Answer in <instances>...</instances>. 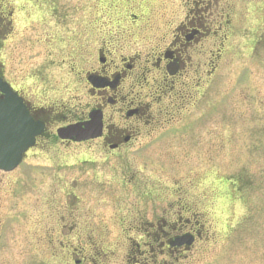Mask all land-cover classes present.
I'll return each instance as SVG.
<instances>
[{"label": "flooded vegetation", "instance_id": "obj_1", "mask_svg": "<svg viewBox=\"0 0 264 264\" xmlns=\"http://www.w3.org/2000/svg\"><path fill=\"white\" fill-rule=\"evenodd\" d=\"M168 2L171 5L163 7V14L128 16V31L132 30L136 38L129 46L99 41L92 47L85 24L73 41L72 51L45 49V31H39L41 26L38 22L40 34L35 39L38 48L27 51H52L49 57L57 62L58 75L68 80L63 86L54 75L45 80L41 71L17 77L11 70L6 72V67L0 62V104L4 103L12 115L15 109L13 102L17 101L35 130L39 126L42 128L21 165L26 164L28 155L32 154L40 159L52 160L53 165L59 166L66 158L75 159L76 148L81 146V149L99 155L103 159L100 162L102 165L105 163L104 169L110 175L103 182L107 188L104 189L106 206L117 202V205L113 204L114 213H119L120 202L125 197L143 203L141 209L132 205L126 210L128 220H120L122 226L130 219L132 221L131 230L136 231V237L127 239L124 244L136 253L120 258L119 264H182L194 250H199L209 241L210 223L206 213L212 211L205 209V195L200 201L196 198L200 174L172 179L174 186L158 185L160 193H157L158 178L154 172L142 174L132 169L136 164L146 162L149 155L157 151L168 153L180 149L187 153L190 147L176 145L179 138H187L186 131H189L188 137L190 132H195L193 138L196 136V139L191 141L199 145L203 111L212 110L211 114H214L215 108L222 119L220 111H217L222 104L219 107L220 104L216 103L222 87L224 95L230 94L229 100L234 102L227 107L230 114L223 121H235L232 119L235 118V111L240 112V118L246 117L245 112L249 110L247 102L238 101L237 104L235 100V85L239 86V82H228L227 86L221 80L227 70L230 71L240 51L250 54L243 56L245 58H257L258 55H252L251 51H255L264 40V14L258 15L262 6L258 5L257 11L253 12L254 0ZM12 17L13 7L0 0V40L9 37L14 23ZM53 18L56 19L55 16ZM245 70V63L238 72L234 68L233 79L237 80L236 73ZM210 87L214 91V108L212 100L201 107V102L205 101V90ZM8 102L11 104H6ZM224 103L228 105V102ZM91 115L101 126L97 138L84 143L59 139L60 128L88 122ZM16 126H22L20 121ZM214 137L217 143L210 148L215 150L221 147L216 145L222 143L223 136ZM235 142L236 132H233L228 135L226 143L232 145ZM245 185L247 196L250 189L247 182ZM11 193L12 183L0 178V213H15L13 208L16 205L11 200L4 205ZM47 204L51 205L50 209L42 213H50L52 233L58 232L46 242L51 245L54 264L61 262L62 248L69 250L67 261L72 264H107L104 262L108 259H101L98 251L88 257L96 244V236L89 235L84 226L95 224V220L88 216L87 221L83 220L84 226L80 224L81 234L64 243L58 239L60 216L55 214L64 211L49 201ZM142 213H152V216L145 221ZM46 218L49 219L48 216ZM78 221L80 223L74 218L72 227L76 228ZM116 225L120 226L119 220ZM41 226L45 228L44 220ZM181 235L192 236L194 243L190 248L171 246L174 238Z\"/></svg>", "mask_w": 264, "mask_h": 264}, {"label": "rangeland", "instance_id": "obj_2", "mask_svg": "<svg viewBox=\"0 0 264 264\" xmlns=\"http://www.w3.org/2000/svg\"><path fill=\"white\" fill-rule=\"evenodd\" d=\"M8 1L13 7L12 22L14 23H12L9 37L0 42L2 46L0 51L6 60V72L11 70L17 77L31 76L33 70H37L41 66L38 70L42 71L43 76L48 78L54 75L55 80L61 82L63 86L68 83V80H63V76L58 75L57 62L54 58L49 57V53L52 51H27L38 48L35 39L39 32L38 26L34 25V22H39L40 32L45 31L43 38L45 49H56L60 52L72 51L77 33L84 24H88V28L91 29V39L97 43L99 39L98 26L101 25L97 22L99 10L104 14L101 17L102 21L104 20V23L107 24L108 20L114 26L120 21L123 22L126 15L134 13L135 10H138L141 15L151 16L153 12L155 15H159L163 7L168 6L170 0ZM99 1H103V4L100 5ZM261 1L264 4V0ZM18 7L22 12L17 10ZM90 11L91 13H89ZM263 12L264 5L258 15L261 16L264 14ZM53 15L56 20L53 19ZM34 26L35 28H32ZM104 31L105 34L108 32L106 28ZM99 34L102 35L100 29ZM19 39L24 40L23 45L17 44ZM246 52L240 51L231 64L230 71L227 70L228 73L224 74V79L221 80L227 86L228 82H240L239 86L235 85V100L237 104L238 101L247 102L249 106V110L245 112L246 117H243L244 120L238 116L240 112L235 111V118L232 117L235 121H223V118L230 114L227 107L234 103L229 100L230 94L224 95L223 87L220 89V96L216 102L220 104L219 107L222 104L221 108L217 110L221 112H219L222 117L220 119L214 108V91L210 87L205 90L203 96L205 101L201 102V107L212 100L214 114H211L212 110L211 112L204 110L200 116V144L197 145L191 141L196 139V136L193 138L195 132L193 134L190 132L191 135L188 137L189 131H186L187 138H179L176 145L190 147V149L186 148L188 149L187 153L184 154L180 149L171 150L168 153L157 151L149 155L150 158L143 163L144 165L139 163L132 169V171L142 174L154 172L158 178L156 181L157 193H160L158 185L165 187V185L174 183L171 181L172 179L191 177L196 173L200 174V181L203 180V177L207 178L205 182L210 183L207 186L208 191L212 189L214 178L215 180H230L233 179L232 177H238L241 182L246 180L250 183L251 189L248 197L250 208L241 206L239 203L236 206L228 202L218 205L214 199L219 195L226 198V191L222 194L219 191L218 193L214 192L211 197L208 196L212 205L211 207L207 206L206 209L214 211L216 208L227 206L225 213H207L211 224L214 225L211 229V239H217L218 232H222V239L218 241L220 244L203 245L199 250H194L186 264H264V40L259 43L255 51H251L252 55H258L257 58L255 56L243 57L250 55ZM242 62L245 63L246 70L237 80H234V68L238 72L244 64ZM42 64H44V69ZM225 101L228 102V105L224 103ZM233 132H236V142L229 145L226 141L228 135ZM219 134L223 136L222 143L216 146L221 145V147L219 149L216 147L214 150L210 146L217 143L214 136ZM192 145L194 146L192 147ZM76 149H78L79 155L85 157L82 159L85 160L84 162L74 163L71 161L66 166L57 168L55 165L53 168L42 170L40 167L32 168L30 163H39L45 167L48 166L49 161L29 158L28 164L22 165L11 174L2 175L0 173V178L4 182L12 183L13 194L11 193V196L8 197L9 200L6 199L4 205H8L10 200L14 206L16 205L13 208L15 213H0V264H54L51 259V245L46 247V242L51 241L58 232L52 233V216L48 215L50 213H42V211H48L47 201L58 200L59 197L55 198L57 195H60L59 208L64 211L55 213L60 216V234L58 236L60 241L66 243L76 235L79 236L82 231L80 224L84 226L83 220L87 221L88 216H91L95 220V224L89 223L84 227L89 235L96 236V239L94 238L96 244L88 257L95 255L98 251L101 259H108L104 263L119 264L120 258L135 255L136 251L124 244L127 239L136 237V231L131 230L132 221L130 219V222L127 221L122 226L120 220L132 205H138L137 207L141 209L143 203L125 197L120 202V212L114 213L116 209L113 204L117 202L108 203L109 206H106V197H104L107 188L103 182L105 183L110 175L104 169L105 163L103 165L100 163L103 159L99 155L93 157L92 153L81 149V146H77ZM88 157L93 158L87 159ZM198 190L199 193L195 192V194L198 195L196 198L200 201V198L208 191L205 192L200 188ZM55 193L56 195H54ZM16 194H25V196L22 198ZM24 210L27 213H16ZM107 211L109 213H105ZM142 214L145 221L152 216V213ZM47 216L49 219L46 218ZM74 218L80 220L76 228L72 227ZM43 220L45 228L39 227ZM118 220L120 226L116 225ZM228 226L231 228L230 230H227ZM71 227L72 230H70ZM224 231L229 233L226 235ZM95 247H99L98 250H94ZM68 252L69 250L61 251L62 260L59 264H72L67 261V257H70Z\"/></svg>", "mask_w": 264, "mask_h": 264}, {"label": "water", "instance_id": "obj_3", "mask_svg": "<svg viewBox=\"0 0 264 264\" xmlns=\"http://www.w3.org/2000/svg\"><path fill=\"white\" fill-rule=\"evenodd\" d=\"M4 155V154H3ZM0 155V169L5 170V171H9L11 169H13L16 164L18 163V159L16 160L14 159H5L4 156ZM15 155V154H13Z\"/></svg>", "mask_w": 264, "mask_h": 264}]
</instances>
